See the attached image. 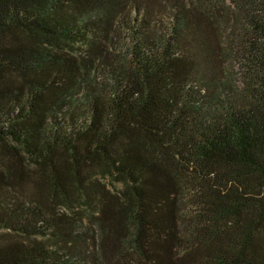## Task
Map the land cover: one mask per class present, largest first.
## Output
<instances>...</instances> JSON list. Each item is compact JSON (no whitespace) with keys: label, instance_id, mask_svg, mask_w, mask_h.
<instances>
[{"label":"trees","instance_id":"16d2710c","mask_svg":"<svg viewBox=\"0 0 264 264\" xmlns=\"http://www.w3.org/2000/svg\"><path fill=\"white\" fill-rule=\"evenodd\" d=\"M214 1L0 0V264H264V0Z\"/></svg>","mask_w":264,"mask_h":264},{"label":"rangeland","instance_id":"374dc122","mask_svg":"<svg viewBox=\"0 0 264 264\" xmlns=\"http://www.w3.org/2000/svg\"><path fill=\"white\" fill-rule=\"evenodd\" d=\"M206 2H209L211 4L217 3V1L215 2L214 0H206ZM218 3L220 6V2ZM56 48L63 49L66 52L73 53V54L82 53V50H83L82 46L71 43V42H67V43L58 42V44L56 45ZM111 50H112L113 55L127 61V55H126L127 50H126V45H125L122 35L119 36L117 40L112 43ZM97 173L98 174H96L95 179L98 180V182L101 185H104L112 193H115V194L121 193L123 189L122 182L116 180L115 178L109 175H106L104 172H102L101 169ZM82 209L83 208H81L79 205L75 206V208L73 209V212L75 213V217L82 223V225L87 224L88 226L93 227V224L95 222L94 216L89 215V213L87 212L89 210H86V209L82 210ZM68 213L71 214L70 212Z\"/></svg>","mask_w":264,"mask_h":264}]
</instances>
